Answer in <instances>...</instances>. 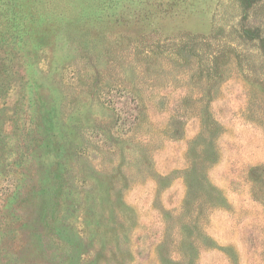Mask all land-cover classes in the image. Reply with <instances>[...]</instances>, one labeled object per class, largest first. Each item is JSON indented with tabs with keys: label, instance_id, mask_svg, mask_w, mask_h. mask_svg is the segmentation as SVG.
Returning a JSON list of instances; mask_svg holds the SVG:
<instances>
[{
	"label": "rangeland",
	"instance_id": "1",
	"mask_svg": "<svg viewBox=\"0 0 264 264\" xmlns=\"http://www.w3.org/2000/svg\"><path fill=\"white\" fill-rule=\"evenodd\" d=\"M0 264H264V0H0Z\"/></svg>",
	"mask_w": 264,
	"mask_h": 264
}]
</instances>
